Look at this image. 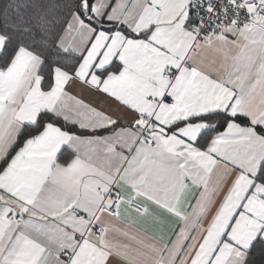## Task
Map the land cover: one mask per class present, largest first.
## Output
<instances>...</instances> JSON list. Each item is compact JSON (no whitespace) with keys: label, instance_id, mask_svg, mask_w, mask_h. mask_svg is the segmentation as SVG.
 <instances>
[{"label":"snow or ice","instance_id":"6c2138e0","mask_svg":"<svg viewBox=\"0 0 264 264\" xmlns=\"http://www.w3.org/2000/svg\"><path fill=\"white\" fill-rule=\"evenodd\" d=\"M0 264H264V0H3Z\"/></svg>","mask_w":264,"mask_h":264},{"label":"crops","instance_id":"0c3cea01","mask_svg":"<svg viewBox=\"0 0 264 264\" xmlns=\"http://www.w3.org/2000/svg\"><path fill=\"white\" fill-rule=\"evenodd\" d=\"M174 222H169L166 226H165V235H170L172 232V229L174 227ZM149 234H153V230L151 228H149Z\"/></svg>","mask_w":264,"mask_h":264},{"label":"trees","instance_id":"16d2710c","mask_svg":"<svg viewBox=\"0 0 264 264\" xmlns=\"http://www.w3.org/2000/svg\"><path fill=\"white\" fill-rule=\"evenodd\" d=\"M0 3H3V0H0Z\"/></svg>","mask_w":264,"mask_h":264}]
</instances>
